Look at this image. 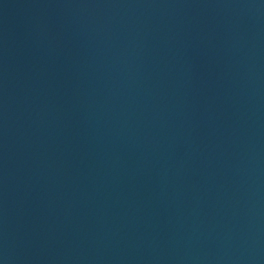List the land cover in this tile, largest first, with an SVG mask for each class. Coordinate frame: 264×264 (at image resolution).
<instances>
[{
	"label": "water",
	"instance_id": "water-1",
	"mask_svg": "<svg viewBox=\"0 0 264 264\" xmlns=\"http://www.w3.org/2000/svg\"><path fill=\"white\" fill-rule=\"evenodd\" d=\"M0 264H264V0H0Z\"/></svg>",
	"mask_w": 264,
	"mask_h": 264
}]
</instances>
